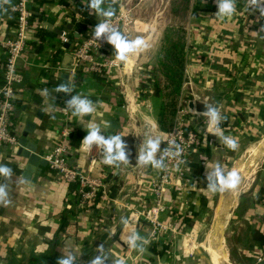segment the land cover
<instances>
[{"label": "crops", "instance_id": "obj_1", "mask_svg": "<svg viewBox=\"0 0 264 264\" xmlns=\"http://www.w3.org/2000/svg\"><path fill=\"white\" fill-rule=\"evenodd\" d=\"M69 1L68 5L60 0H31L30 3L31 9L38 15V26L31 32L34 50L26 51L17 60L24 77L22 84H16L23 90L15 96L14 128L19 142L4 149L0 156V165L11 169L9 176L0 175V185L5 186L8 201L6 204L0 201V264H28L33 256L37 258L35 264H54L52 259L68 255L76 257L73 264H90L98 250L95 242L105 232L109 235L102 243L104 254L112 263L123 260L124 264H219L217 256L214 259L213 252L206 248L205 242L203 245L198 241L212 195L217 191H213L209 185L218 183L214 175L217 165L227 174L234 157L239 156L238 165L243 151L251 146L249 151L252 148L256 151L251 160L257 158L244 178L245 182L246 179L250 181L246 184V192L240 197L238 210L234 212L238 229L233 232L240 237L238 250L250 258L248 264L264 261V247L258 242L248 241L250 230L260 229L264 232V158L261 162L258 160L264 156V152H260L261 148L253 147L264 138H261L264 134V14L259 7L252 6L253 0H233V14L219 16L216 13L205 30L201 25L207 12L192 16L195 0H187L185 8L188 17L180 23L173 20L179 10H167L170 0L163 5L159 2L151 10L146 7L151 0H101V8L104 9L118 11L120 6L126 8L131 23L123 34L132 40L142 39L144 46L129 55L128 63L116 59L118 65L108 69L107 73L81 74L74 84H69L74 95L86 96L95 109L89 115L71 116V144L75 146L73 161L91 178L109 172L117 177L116 183L105 190V200L74 216L76 225L69 227L71 235L53 246L61 212L67 204L71 205L68 203V183L56 180L47 164L41 166L40 162L35 167L40 170L37 179L25 177L27 159L21 154L23 147L20 141L27 134V144L36 145L35 153L44 158L43 153L59 130V102L62 96L54 80L62 73L46 71L47 67L60 59L63 63L65 54H71L69 50L61 48L60 37L63 30L69 32L71 29L74 30V38L78 37L76 34L80 30L72 24L73 19L81 22L83 29L87 30L102 17L89 7V0ZM14 3L15 0H0V82L6 41L16 29V14L12 9ZM211 3L217 5V0ZM76 5L87 6V14L77 13L74 9ZM178 27L185 30L186 46L183 54L184 80L178 92L184 93L189 87L193 88L203 100L207 98L204 102L206 107L220 102L223 108L220 121L224 116L228 118V125L224 129L219 128L225 137L236 141V147L229 148L223 141L224 152H218V134L207 131L210 119L207 111L196 109L192 113V123L205 137L192 165L197 178L193 190L174 194L175 199L169 198L170 204L178 202L176 206L179 207L165 212L161 221L175 227L178 232L169 233L166 237L162 233L152 235V224L143 218L135 226L129 222L132 214L144 209L143 198L151 193L148 183L158 170L151 164L138 163L143 141L147 136H159L163 141L169 127L161 126L158 116L161 102L157 96L151 93L152 90L141 86L147 76L153 77L152 71L155 69L149 63L147 47L158 43L167 29ZM35 37L40 41H36ZM207 46L213 47L211 55L203 52ZM210 59L212 61H208ZM90 123L99 126L103 135L132 134L135 139L134 163L108 165L103 163L105 153L102 148L95 144L91 149L82 146L81 142L88 132L85 127ZM78 130L85 133L77 143ZM32 174L35 176L36 171ZM243 202L246 207L241 209ZM184 212L196 218L193 227L181 223ZM100 216L106 217L107 228L102 225ZM133 232L139 236L135 240L136 247H131L128 242ZM209 236L211 231L207 239ZM153 242H157L159 255L154 256L151 251Z\"/></svg>", "mask_w": 264, "mask_h": 264}, {"label": "built area", "instance_id": "obj_2", "mask_svg": "<svg viewBox=\"0 0 264 264\" xmlns=\"http://www.w3.org/2000/svg\"><path fill=\"white\" fill-rule=\"evenodd\" d=\"M30 3L31 0H15L12 6L16 14V29L6 41L3 59L4 71L0 82V156L4 149L19 142L18 136L13 131L15 129L14 110L17 106L15 96L19 91L23 90L21 87H16V84H22L24 77L17 66V60L26 51L34 50L35 45L31 41L33 37L31 32L38 26V15L31 9ZM103 19L105 18L101 17L92 28L79 31L75 40H71L69 32L63 30L60 37L61 48L69 50L75 57L74 65L72 68H66L60 59L48 66L46 71L56 74L66 72L69 76V85L74 84L81 74L102 75L107 73L108 69L117 66L118 62L114 57V46L107 41L106 34L98 39L93 36L95 26ZM108 19L110 24L122 33L128 31L126 26L131 23L129 12L123 6H120L118 11H113V16ZM35 40L40 41L37 37H35ZM66 43H69V46L65 48L64 44ZM204 53L211 55L210 52ZM147 77L145 81L149 82V87L147 88L149 90L152 87V83L150 84L152 76L149 75ZM73 95L72 91L71 93L62 92L59 102L61 115L59 130L54 141L43 153V157L47 162L48 169L53 172L56 180L66 183L79 181L80 192H82L81 205L93 204L96 194L102 190L101 196L96 203L97 205L98 202L105 200V196H107L105 190L108 189V186H113L116 183V178L113 176L115 173L109 172L100 177L91 178L82 172L73 161V151L71 149L73 133L72 111L67 106V101ZM189 100L186 105L180 106L174 119V126L165 133L160 146L161 151L169 150L174 154L164 157V167L158 168L148 183L151 193L143 198L144 209L137 214H132L130 218L129 223L130 225L133 223L134 226L140 218L151 223L153 226L152 235L162 233L168 237L169 233L178 232L170 224H164L161 221V217L165 212H169L172 209L175 210V206L178 205V202L174 203V201L170 204L169 198L175 199L174 194L178 195L194 189V182L197 177L192 165L205 137L204 133L197 130V127L191 121V115L196 112L197 108L190 112L188 109ZM219 121L220 119L217 123ZM159 156L160 152H158V158ZM109 174L113 175L109 177ZM85 187L89 189L85 190ZM187 234L184 233V235Z\"/></svg>", "mask_w": 264, "mask_h": 264}, {"label": "clouds", "instance_id": "obj_3", "mask_svg": "<svg viewBox=\"0 0 264 264\" xmlns=\"http://www.w3.org/2000/svg\"><path fill=\"white\" fill-rule=\"evenodd\" d=\"M88 5L91 9L95 10L98 16L105 18L95 26L93 36L98 39L106 34L107 41L114 46L116 59L122 62H127L130 54L136 53L144 46V41L142 39H129L110 24L108 18L113 16V11L111 9L101 8V0H89ZM261 5H264V0H253L252 6L259 7L260 12L264 14V6ZM234 11L235 4L233 0H217L216 13L219 16H231ZM56 89L58 92L64 93H71L72 91L69 85H59ZM67 106L68 109H71L72 115L77 117L89 115L95 110L93 102L86 96H81L79 94L73 95L67 101ZM206 115L210 117L207 122V131L215 132L221 135L223 137L224 143L229 148L234 149L236 147V141L225 137L220 128L217 127V121L221 118L218 113L210 109ZM85 128L88 130V132L81 142L82 146L91 149L95 144L97 147L102 148L105 153L103 157V163L112 165L116 162L128 161L125 151V141L119 134L105 137V135L101 134V128L99 126L92 125L91 123ZM161 142L162 139L159 136L155 138L147 136L141 146L138 163L143 165L151 164V166L155 168L164 167V157L166 155H173L174 153L169 150L161 151ZM158 152H160L159 158H157ZM10 174L11 169L8 166L0 165V175L9 176ZM214 175L218 183H212L209 185V188H211L213 191L234 189L240 182V176L235 170L225 174L219 165L214 168ZM6 196L7 191L5 186L0 185V201H3L5 204L8 203ZM136 239H139V236L133 232V235L128 238V242L131 247H136ZM99 251L101 254L94 256L90 260V264H105V259L107 256L104 254L102 246L100 247ZM75 258L76 257L72 255L59 257L58 264H73ZM115 264H124V262L123 260H117Z\"/></svg>", "mask_w": 264, "mask_h": 264}, {"label": "trees", "instance_id": "obj_4", "mask_svg": "<svg viewBox=\"0 0 264 264\" xmlns=\"http://www.w3.org/2000/svg\"><path fill=\"white\" fill-rule=\"evenodd\" d=\"M61 3L68 5L70 3L69 0H60ZM212 0H196L193 8H192V16H199L201 13L203 12H210V18H214L216 16V11H217V5L216 4H212L211 3ZM75 11L81 15H86L87 11H88V7L87 6H80V5H76L74 7ZM209 19V18H207ZM72 24L74 26H77L78 29L81 31L84 28V25L81 22H77L75 19L72 20ZM177 33V35H176ZM176 36V39H173V36ZM74 30L71 29L69 30V37L71 40H75L74 38ZM185 30L181 27L176 28H169L166 30L165 32V36H164V40L169 42L171 45L172 50L168 49V53L166 58L161 59V56H159V60L165 64V76L167 77V81L169 82V84H171V82H176L175 84V88L173 86V89H175V91L177 92L179 90V88L181 87V80L183 77V71H184V50H185ZM203 57V56H202ZM170 70V72H169ZM4 71V70H3ZM153 73V94L157 97L160 96L161 91H162V85L160 84L159 80H158V76H157V72H156V68L153 69L152 71ZM141 86L142 88H148L149 87V82L147 81H142L141 82ZM175 91L172 93H175ZM197 109L198 110H206V105L203 102H199L197 104ZM162 111V106L160 107V113ZM160 120V119H159ZM161 122V121H160ZM222 122V128L224 129L225 127H227L228 125V118L226 117H222L221 119ZM161 126L164 127L163 123H161ZM14 129V128H13ZM15 132V129L13 130ZM84 131L82 130H78L77 131V136L75 138V141L78 143L83 135H84ZM111 135H115L112 133H106L105 137L107 136H111ZM122 139L125 141V151H126V155L128 157V163H134V155H135V149H134V143H135V139L133 137L132 134H122L121 135ZM75 146H73L71 144V149L72 151L75 150L74 148ZM113 175V174H109V177ZM115 178L117 177L116 174L113 175ZM68 190H69V195L71 196L73 193V196L71 198H68V203H70L71 205L68 206V204L65 206V208L62 210L61 212V222L60 225L58 227V229L56 230V234H55V238H54V244H56L59 241H65V239H67L71 234L69 231V227L76 225V221H75V217L76 215H78L79 213H81V211L85 210V209H90L92 207H94L97 203V201L99 200L102 190L99 191L96 194V197L94 198V202L91 205H81V199H82V192H80V183L79 181H72L68 183ZM88 187H85V190H88ZM205 211H203L202 213H204ZM200 216V215H199ZM100 221L102 223V225L107 228L108 227V221L106 220V217H102L100 216ZM196 218H193L191 216H189L187 213H183L181 214V223L186 224L188 227H193L196 223ZM61 238V239H59ZM248 241L251 243H255L258 242L259 245L261 247H264V232L261 231L260 229H253L250 230L248 232ZM103 250H104V246L102 245ZM151 251L153 253L154 256L159 255V249L157 246V242H153V247L151 248ZM54 264H58V258H54L52 259ZM37 262V258L35 256H33L31 258V262L28 264H35ZM105 264H115L114 262L110 263L108 257L105 260Z\"/></svg>", "mask_w": 264, "mask_h": 264}, {"label": "rangeland", "instance_id": "obj_5", "mask_svg": "<svg viewBox=\"0 0 264 264\" xmlns=\"http://www.w3.org/2000/svg\"><path fill=\"white\" fill-rule=\"evenodd\" d=\"M150 2L151 3L146 6L147 8H149V10H151L153 8V6H156V4H158L159 2H160V5H163L164 3L167 4L168 0H164V1H162V0H151ZM194 2H196V0ZM168 4H169L170 7L167 6V10H171L172 8H175L176 10H179V12H177L174 15V19L173 20H175L177 23H180V22H184L185 19H187L188 12H187V8H185V4H187V0H170L168 2ZM194 4H193V6H194ZM148 12L150 13V11H148ZM146 14H148V13H146ZM151 14H152V12H151ZM210 14H211L210 12H207V17H206V19L203 20L204 23H202V25H201V28L203 27L202 28L203 30H205L207 28L206 26H208V24L210 23V21L212 19V18L209 17ZM207 18H209V19H207ZM175 30H176V28H175ZM164 33L165 32H163V35L161 36V39L159 40L158 43H156L153 46L147 47L148 48L147 49V55L149 56V59H150L149 63L152 64V67L154 66L156 68L158 80H159L160 84L162 85L161 86L162 87L161 94H160L159 97H157L158 100L161 102L160 107L162 106L161 113H160V107L158 109V111H159L158 116H159V119H160L161 123H163L164 127L169 125L168 130H170L174 126V119H175L176 115L178 114V110H179L180 106L181 105H186L187 101L189 99H194L195 96L198 93L195 92L194 89L191 88V87L186 89L184 91V93H179L178 91L176 92L175 89H173V86L175 88V84L174 83H176V82H171V84H169V82L167 81V77L164 74V72H165V64L162 63L159 60V58H158V55H159V56H161V59H163V58L165 59L166 56H167V53L169 51L168 49L171 48L170 43L165 41L164 38H163ZM176 35H177V33H176ZM173 39H176L175 35L173 36ZM204 49L206 51H203V52H211V49L213 50V47H208L207 46V47H204ZM170 50H172V48ZM204 54H207V53H204ZM208 61H212V59H210ZM169 72H170V70H169ZM183 80L184 79L182 77L181 86L183 84ZM151 83H152V87H150V89L152 90L151 93H153L154 85H153V82H150V84ZM172 90H173V92L175 91V93H172ZM199 95L201 96V94H199ZM201 99L203 100L202 97H201ZM263 136H264V134L262 135L261 138H263ZM261 138H259V139H261ZM257 141H258V139H257ZM251 147H248L247 149H245L243 151L242 159H241V161L239 162L238 165H237V159L239 158V156L236 155L234 157V161L232 162V165L229 168V172L233 171L235 168L237 170V167H239L240 163L242 165H245V164H247L248 162L251 161L252 156H254L253 155V151H252L253 148L250 150L251 152L249 153V148H251ZM263 158H264V156L260 157L258 159L259 162H261ZM236 165H237V167H236ZM244 177H246V174H245ZM240 178H242V174L240 175ZM243 178L241 180H243ZM248 181H250V180H246V182L244 183V185L240 189V193L235 197V199H233V204H232L231 208H229V210L226 212V218H227L226 245H227V249H228V252H229L230 261H232L234 264H236L235 261H239L242 264H248L249 261H250L249 260L250 258L248 256H245L244 253H241L238 250V245L240 243V237L237 236L236 234H234V232H233V230L238 229V225L235 224L234 212H236L238 210L239 206H240L239 205L240 197H241V195L244 192H246V190H247L246 184H247ZM236 188H237V186L234 189H229V190L225 189L223 198L227 199L229 197V195ZM227 191H229V192H227ZM219 192H220V190H217L216 193L212 195L211 203L208 206V212H207L205 221L202 223L203 226L200 225L202 227L199 230L200 232L198 233V241H199V243L200 244L203 243V245H204V242H205L206 248L209 247L210 250H211V244H210L211 242L209 241V239H207V234H209L211 229L213 228L215 215H216L217 198L219 197ZM225 192H227V195H226ZM225 195H226V197H225ZM235 201H236V203H235ZM224 204H225V202H224V199H223V206H225ZM243 207H246V203L245 202H243V204L241 203V207L240 208L243 209ZM232 208H233V210H232ZM229 214H230V216H229ZM207 240H208V242H207ZM215 257L216 256H214V258ZM208 259L209 260L211 259L210 258V253L208 254Z\"/></svg>", "mask_w": 264, "mask_h": 264}, {"label": "water", "instance_id": "obj_6", "mask_svg": "<svg viewBox=\"0 0 264 264\" xmlns=\"http://www.w3.org/2000/svg\"><path fill=\"white\" fill-rule=\"evenodd\" d=\"M78 35V34H76ZM66 47L69 46V43L65 44ZM75 62V57L71 55L70 53H66L64 58H63V64L65 67L69 68L74 65ZM68 74L66 72L62 73L59 77H55L54 80L55 82L59 85H68ZM207 101V98L203 101L201 99V96L197 94L194 99H190L188 102V109L190 112H193L195 108L197 107V103L199 102H205ZM206 103V102H205ZM211 104H208V107H206V111L208 112L210 109L214 110L220 115L222 112L223 108L220 105V102H215L212 106ZM148 107H151L150 104H148ZM218 127H222V122L219 121L217 123ZM29 131V129H27ZM27 134L24 135L22 140L20 141L21 146L23 147L21 149V154L27 159V166H26V174L25 177L27 178H32L34 180L37 179V177L40 174V170H36L35 167L37 164L40 162L41 166H45L47 164L46 160L44 158H41L38 154H36L37 146L33 144H27V139H26ZM217 147H218V152H224L223 149V137L221 135H217ZM253 147H258V148H264V138L255 144H253ZM257 158V157H256ZM255 159L251 160L245 165H242L240 163L239 167L237 168V173L240 176L241 174H248L250 172V168L254 165ZM241 159V158H240ZM36 171L35 176H33V172ZM1 180V177H0ZM229 190V189H228ZM229 192V191H227ZM227 192L226 195H227ZM229 194V193H228ZM225 195V196H226ZM223 196H224V191H220L219 197L217 198V206H216V215H215V220L213 224V228L211 229V251L213 253L217 252L220 254H224V252L227 254L228 261L227 264H233L230 261L229 258V252L227 249L226 245V238H225V232H226V227H227V218H226V212L228 207L230 206H223ZM109 235L108 232H105L102 234L100 239H98L95 242V246L98 248L97 253L95 256L100 255V247L102 243L105 241L106 237ZM259 264H264V261H260Z\"/></svg>", "mask_w": 264, "mask_h": 264}, {"label": "bare ground", "instance_id": "obj_7", "mask_svg": "<svg viewBox=\"0 0 264 264\" xmlns=\"http://www.w3.org/2000/svg\"><path fill=\"white\" fill-rule=\"evenodd\" d=\"M257 149V148H256ZM252 151H253V155H255V150H253L252 149ZM251 151H249V153H250ZM261 153L262 152H264V148H261V151H260ZM259 152V153H260ZM252 154V153H251ZM236 172H237V170H236ZM245 176V174H242V178ZM242 178H240V182H239V184L237 185V188L229 195V197L227 198V199H225L224 198V202H225V206H229L228 207V209H227V211L229 210V208H231V206H232V204H233V199H235V197L239 194V192H240V188H241V186L243 185V183L245 182V179L244 178H246V177H244L243 178V180H241ZM249 179V178H248ZM247 180V179H246ZM226 197V196H225ZM211 238V236H209V239ZM214 256H217V258H218V261H219V264H227V261H228V257H227V254L224 252V254H220V253H217V252H215V253H212ZM215 259V258H214Z\"/></svg>", "mask_w": 264, "mask_h": 264}]
</instances>
